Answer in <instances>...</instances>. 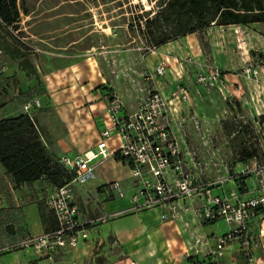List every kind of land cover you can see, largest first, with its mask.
Returning a JSON list of instances; mask_svg holds the SVG:
<instances>
[{"label":"rangeland","instance_id":"obj_1","mask_svg":"<svg viewBox=\"0 0 264 264\" xmlns=\"http://www.w3.org/2000/svg\"><path fill=\"white\" fill-rule=\"evenodd\" d=\"M19 1L27 12L22 13L17 28L11 27L4 33L0 43V74L5 75L0 85V94L4 95V105L9 103L10 107L20 106L15 110L21 111L24 99L32 96V92L26 93L19 86L17 71L13 76H6L12 74L14 67L22 66L24 69L21 67V70L32 78L36 65L42 72H46L62 63L68 64L76 58L73 56L75 54L88 52L98 60L106 76V87L120 91L130 103L135 102L159 86L160 77H153V73L159 60L168 52L165 44L173 42L176 46L183 47L190 37L200 46L198 55L197 52L191 53L187 60L183 59L191 78L195 79L199 71L204 70L209 74L218 68L223 85V92L220 94L205 86L208 91L201 89L197 101V109L201 111V129L194 127L192 137L196 138L208 159L221 156L228 160L237 159L241 145L256 147L258 155L264 159V124L257 121V117L264 113V64H261L264 60V24L212 23L199 31L154 46L147 42L137 20L141 16V26L144 28L145 19H141L142 15L145 11H150L152 16L159 9L160 0ZM258 65V77H249L243 73L245 67ZM11 77L12 81H8ZM232 79H235L233 86ZM10 86H13L12 91L8 89ZM236 88L239 91H235ZM251 89L255 96L251 95ZM33 105L42 108L37 101ZM230 128H234L233 131L230 132ZM241 167L242 163H238L236 169ZM213 173L214 171L211 172L212 175ZM121 175H126L128 184L134 187L130 191L123 189L124 194L131 198L137 188L127 166L122 168ZM96 182L86 175L72 185L74 202L88 218L99 215L103 211L104 200L109 199L104 195H95ZM103 187L98 188L99 193ZM203 227L210 230L206 235L214 233L218 237L230 230V225L224 218ZM98 234L103 238L102 241H120L110 230V225L100 228ZM149 237L152 236L140 235L139 241H148ZM129 241H133L131 236ZM256 242L258 244L261 241ZM177 244L174 241L175 248L164 244L154 249L139 244L132 247L130 254L125 252L120 242L108 250L102 244L91 256H79L73 252L59 255H55V251L44 252L47 256L53 255L47 264H196L193 257ZM237 250V254L233 252L218 260L209 257L208 260L205 259V263L264 264L262 246L255 247L251 257L245 254L241 245H237ZM17 251L19 250L12 252Z\"/></svg>","mask_w":264,"mask_h":264},{"label":"built area","instance_id":"obj_2","mask_svg":"<svg viewBox=\"0 0 264 264\" xmlns=\"http://www.w3.org/2000/svg\"><path fill=\"white\" fill-rule=\"evenodd\" d=\"M176 63L177 66H173L170 58H164L153 73V77L171 76L177 83L170 97H165L159 87H155L141 98L137 110L126 112L124 100L119 93L112 91L108 99L107 121L97 143L98 150L59 156L61 165L72 172L74 178L54 188L46 198V207L53 213L57 228L1 245L0 255L30 247L49 253L58 249H73L90 237V230L96 225L105 224L128 211L160 208L163 220L181 218L184 212L192 213L202 224L221 218L226 220L230 230L217 237L216 246L206 260L209 257L213 260L224 257L234 242L251 257L255 242L264 236V159L258 156L244 162L222 156L208 159L197 148L184 146L188 128L180 111L182 104L190 102L191 93L182 82L183 59L178 58ZM259 72L260 65L243 69L249 77H258ZM195 81L223 92L218 68L209 74L199 71ZM30 106L27 104L25 108L29 110ZM190 121L196 129H201L197 114L191 115ZM114 133L119 138V144L112 150L108 141ZM115 153L131 163H128L130 174L137 188L131 196L133 205L126 211L106 212L84 219L74 203L72 185L93 173L100 163L114 157ZM238 163H242L239 170L236 169ZM222 167L226 173H221ZM211 168L219 174L208 177ZM109 187L118 190L120 196L124 195L118 181L110 183ZM216 188L222 193H215ZM255 223H258L257 232L253 230ZM203 241L197 234L195 244H202ZM194 261L200 264L198 258ZM251 261L255 259L251 258Z\"/></svg>","mask_w":264,"mask_h":264},{"label":"crops","instance_id":"obj_3","mask_svg":"<svg viewBox=\"0 0 264 264\" xmlns=\"http://www.w3.org/2000/svg\"><path fill=\"white\" fill-rule=\"evenodd\" d=\"M165 48L168 52L164 54L157 65L162 59L168 57L171 64L177 66L176 60L178 58L185 60L188 56H191V53L197 52L196 54L198 55L200 51L199 44L191 40L190 37L187 39L186 46H176L173 42H169L165 44ZM73 56L76 58L72 59L68 64L62 63L57 67L49 68L46 72H42L40 67L36 65L34 68L37 69L33 71L34 77L32 78L27 75L26 71L21 70L22 66L14 67L12 74L6 75L7 77L13 76L17 71L20 79L19 86L26 93L32 92V96L22 102L23 109L21 111L15 110L20 106L11 104L12 106L10 107L9 103L4 105L5 102L2 99L4 95L0 94V120L21 113H29L34 116L47 148L52 154L58 156L97 151L95 149L101 138L100 131L107 121L110 90L106 87V76H104L98 60L91 52ZM60 61L62 60L60 59ZM183 63L182 82L188 86L191 93L190 102L182 104L180 111V115L186 119L188 128V136L185 138L184 146L188 145L197 148L201 155L207 158V154L201 151L197 144L196 138L192 137L195 128L193 122L190 121V117L193 114L201 116V111L197 109L198 96L201 95V89L207 90V88L191 78L186 62L183 61ZM22 69L24 68L22 67ZM4 78L5 75L1 73L0 85ZM8 81H12V77ZM232 82L234 83L235 79H232L231 86H233ZM176 84L171 76H166L159 78L158 87L165 97H170ZM8 89L12 91L13 86ZM113 91L119 93L124 100L126 112L137 110L142 97L130 103L120 91L116 89H113ZM212 91L220 94L217 89H212ZM235 91H239V89L236 88ZM251 92V95L255 96L252 89ZM36 101L39 102L38 106H42V108H37L33 105ZM27 104L31 105L29 110L25 108ZM20 105L22 104L20 103ZM174 127L177 129V125L174 124ZM108 142L110 148L115 150L119 144V138L116 133L113 134V137ZM126 166L130 170L127 163L112 157L100 163L93 173L88 175L92 181H97L94 183L95 195H104L109 198L104 200L103 211L99 215L106 212L126 211L132 207L133 204L130 197L128 198L126 194L120 196L118 190L109 187L110 183L118 181L122 191L123 189H126V191L134 189L128 184V177L121 175L122 168ZM212 171H214L213 175L211 174ZM221 173H226L223 167ZM218 174L219 172L214 168L208 171V177H215ZM132 182L136 188L134 179ZM100 186L104 187L99 193L98 188ZM54 188L43 178L32 183L16 186L12 176L6 172L0 162V246L18 241L29 235L48 232L57 227V221L53 213L47 209L45 203L46 198L52 193ZM214 192L222 193V190L216 188ZM79 210L81 217L88 219L80 207ZM162 213L163 211L160 208H144L125 212L121 216L110 219L105 224L92 227L90 237L82 241L76 248L58 249L55 251V255L73 252L79 256H91L102 244H105V249L108 250V248L111 249L117 246L118 242H120L125 252L130 254L132 253V247L139 244L151 246L154 249L164 244L174 247L173 243L177 241L178 247L183 248L189 256L193 257V261L194 258L205 260L207 255L215 248L218 237L214 236V233L206 235V232L208 233L210 230L203 226L210 223H199L190 212H184L181 218L168 220L162 219ZM109 225L110 230L114 232L120 241H102L103 238L99 236L98 230ZM253 230L255 232L258 231V223L253 225ZM197 234L203 237L204 241L202 244H195ZM140 235L142 237L151 235L152 237H149L148 241H141V239L139 241ZM129 236L132 237L133 241H129ZM258 241L261 242H258V244L255 242L254 248L261 246L264 248V236ZM237 245H239L237 242L232 243L224 257L233 252L237 254ZM18 250L17 252L11 251L12 253L1 254L0 264H47L50 263L53 257V255L47 256L46 252L33 247Z\"/></svg>","mask_w":264,"mask_h":264},{"label":"trees","instance_id":"obj_4","mask_svg":"<svg viewBox=\"0 0 264 264\" xmlns=\"http://www.w3.org/2000/svg\"><path fill=\"white\" fill-rule=\"evenodd\" d=\"M159 3V9L152 16L150 11H145L142 15L141 19H145L144 28L141 26V16L137 20L147 42L154 46L199 31L212 23H264V0H160ZM25 12L27 9L19 0H0V43L9 28H17L22 13ZM112 91L110 89L109 95ZM257 121L264 124V113L257 117ZM233 129L230 128L229 131ZM239 156L242 162L254 156L260 157L258 149L250 145H241ZM114 158L130 163L119 153H115ZM0 162L12 176L16 186L43 178L58 188L74 178V174L61 165L59 156L49 151L35 117L29 113L0 120ZM200 264L214 262L205 263V260H200Z\"/></svg>","mask_w":264,"mask_h":264}]
</instances>
